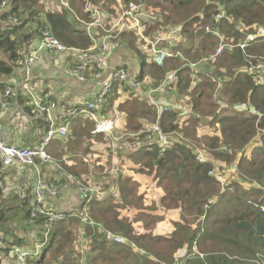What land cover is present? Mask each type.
Masks as SVG:
<instances>
[{
	"label": "trees",
	"instance_id": "obj_1",
	"mask_svg": "<svg viewBox=\"0 0 264 264\" xmlns=\"http://www.w3.org/2000/svg\"><path fill=\"white\" fill-rule=\"evenodd\" d=\"M68 1L71 12L62 8L44 12L43 0H13L9 13L2 18L9 19L20 9L27 10L39 26L48 23L63 44L87 50L92 41L84 22L92 21L93 17L86 8L104 12L103 24L110 29L116 22L119 6L139 0ZM142 1L139 10L142 34L131 28L129 22L125 28V25L121 30L114 27L111 31L118 42L111 52L123 55L122 60L113 63L124 67L129 78L146 82L149 74L158 81L166 70L179 69L180 98H173L170 108L160 111L139 88L123 84L130 90L128 102L120 106L126 112L123 132H138L144 122L145 127L157 124L166 132L179 130L184 140L167 142L162 156L155 148H140L119 157L117 165L123 166L126 162L122 161L128 158L135 174H119L115 183L117 192L110 197L90 199L94 194L91 189L89 198L83 199L71 176L78 178L77 170L84 165L96 171H104V167L99 164L100 158L82 149V143L94 139L104 142L107 153L109 149L94 122L73 117L65 140L55 139V145L59 144L61 149L59 154H52L54 168L61 171L60 180L55 183L59 188L57 195L49 197L44 192L39 205L32 188L24 195L19 190L7 196L0 170V262L14 246L35 251L38 245L41 249L44 245L30 264H133L138 260L133 256L152 264L153 258L171 261L172 251L186 245L189 254L195 248V258L188 264H264V77L252 81L244 71L248 60L264 63V0ZM218 7L225 8L243 26L214 21L212 16ZM23 16L24 13L21 20ZM108 17L111 22H106ZM21 20L0 30V51L8 60L0 59L1 73L11 72V60L18 56L17 46L32 38V33H24L25 23ZM167 25H182L175 49L183 53L184 59L168 58L163 68L141 61L143 73L135 75L126 58L133 55L131 51H138L136 44H144L141 35L157 37ZM94 32L99 39L106 34L100 28ZM217 33L223 35L226 48L215 57L220 42ZM252 33L254 36L244 49L237 46ZM201 59L204 62H198ZM193 62L197 64L192 66ZM4 86L5 83H0V89ZM114 89L99 112L101 119L118 106L119 101L115 106L116 86ZM214 95L231 112L227 108L223 111L220 102L213 101ZM185 96L198 118L189 114L179 122L178 110L189 103L182 99ZM45 116L42 112L39 126L45 123ZM202 117H211L218 124L213 135L198 132L204 124ZM60 123V119L55 120L54 126ZM198 157L203 161L199 162ZM106 164L109 166L110 160ZM230 173L237 174L241 181L234 182L232 190L223 191L218 177ZM244 183L249 185L246 187ZM64 192L65 200L78 196V207L60 208L58 201ZM39 207L58 216L50 227L48 241L49 220L40 216ZM168 211L178 214L171 222L173 230L160 233L156 229ZM132 242L136 247L129 245ZM85 249L89 251L82 257L84 254L80 253Z\"/></svg>",
	"mask_w": 264,
	"mask_h": 264
},
{
	"label": "built area",
	"instance_id": "obj_2",
	"mask_svg": "<svg viewBox=\"0 0 264 264\" xmlns=\"http://www.w3.org/2000/svg\"><path fill=\"white\" fill-rule=\"evenodd\" d=\"M58 2L71 10L67 0H58ZM12 0H1L0 1V28L4 26V21L2 18L3 11L10 9ZM143 4L142 0L138 2H129L127 6L120 7L119 16L116 19V22L112 25L110 29H107L103 24L104 12L96 8H86L87 11L93 17V20L90 22H84L86 30L90 39L92 41L91 46L87 50H81L76 47H69L58 40L57 37L53 34L49 26H43L39 29V32L33 36L30 40L28 47V52L23 54L21 58L16 60V64L20 67H23L26 71V75L30 74V68L36 63L38 56L42 51H47L50 53H56L60 56H69L71 57V64L65 68V73L69 76L76 78L79 81H86L87 79H96L100 80L99 88L88 100L83 109L81 110L84 114H87L89 118L100 123L99 120V111L103 107L108 95L115 91V86L118 94L120 95V89H123V84L129 85L131 89H140V93L146 96L149 99L150 103L156 105L160 111H167L170 108V103L167 101L170 99V93L174 90V83L177 81L176 72H169L167 76L157 85H153L149 81H139L135 78L131 79L128 77V72L126 69L120 65L110 63V50L113 46L117 45L115 36L111 34V31L114 27H119V30L128 22L130 23L131 28H137L140 34H142V29L140 27V8ZM213 19L215 21L228 20L229 22L234 21V17L230 15L226 9L220 7L217 12L214 14ZM12 24L19 23V17L16 13H13L9 18ZM100 28L105 35L101 39L96 37L94 32L95 29ZM141 37L149 43L148 47V58L150 61L161 65L163 60L166 57H171L176 55L173 51L165 48H161L157 45L160 40L159 37L156 39L151 38V40L146 37ZM248 38L245 41H240L237 46L241 49H244L247 44ZM224 39L221 36L220 42L215 48L214 55H221L223 50L226 48V43L223 42ZM179 54V53H177ZM197 63H191L192 66H195ZM262 62L259 61L256 64H250L249 71L253 74V79L256 80L257 76L254 74L257 69L259 72L262 69ZM138 72V70H137ZM24 92H28L30 102L34 105L35 109L48 111L53 108L54 104L52 103H41L42 100L36 99V96L33 91H30L29 83L25 82L23 85ZM138 89V90H139ZM12 89L10 87L6 88L3 95H0V162L3 168H8L14 165H20L23 167H33L36 171L39 172V167L37 161L41 160L42 162H51V158L48 155L46 149L48 144L54 138H63L67 135L69 130V122L64 121L62 124L54 126V120L52 116L47 114L45 121L49 123L48 129H46L43 136H41L38 143L33 146H18L14 144H7L2 139V129L1 117L6 111L7 97L11 93ZM130 91V90H129ZM27 94V93H26ZM120 97V96H119ZM44 99L48 100L47 93L43 96ZM119 99L116 100L115 106ZM182 112H187V109L183 107ZM68 115L74 114V111H67ZM103 129V128H102ZM104 131H110V126L104 127ZM141 137H140V136ZM110 138L113 141H121L119 147H134L138 148H156L158 150V155L162 156L167 149V142H177L182 139V135L177 132H166L160 125L154 124L149 127H143L141 131L130 132L129 134H121L119 136L110 135ZM127 138L132 140L131 143L127 144ZM199 162L203 161L202 157H198ZM36 185L33 190L36 200V205H39V202L43 198L44 192H46L49 197L55 196L59 192V188L51 184L48 180H45L41 176H38L36 179ZM72 183L79 188L82 192V196H87L88 191L80 186V183L77 182L74 178H71ZM40 215H45L49 221H54L58 219L57 215H52L50 212L43 210L41 207ZM48 228V227H47ZM48 228V232H49ZM122 238H120L121 240ZM41 252V246L38 245L35 251L26 250L19 246H14L9 251V256L6 257L1 264H28L27 259L32 256L39 254ZM37 254V255H38ZM36 255V256H37Z\"/></svg>",
	"mask_w": 264,
	"mask_h": 264
},
{
	"label": "crops",
	"instance_id": "obj_3",
	"mask_svg": "<svg viewBox=\"0 0 264 264\" xmlns=\"http://www.w3.org/2000/svg\"><path fill=\"white\" fill-rule=\"evenodd\" d=\"M58 1V0H57ZM43 7L44 5L46 8L50 7L57 11L61 10V5L58 2L55 3L52 0H43ZM111 17L106 19V22H111ZM115 23V22H114ZM113 23V24H114ZM51 27V26H50ZM174 41L172 40H163L159 43L160 47L163 48H173ZM28 45V44H27ZM26 45V46H27ZM23 48V50L26 48ZM112 50V49H111ZM110 50V51H111ZM144 51H147V47H144ZM133 53L129 62L131 67L138 68L139 67V51H131ZM123 56V55H122ZM122 56H119L115 52H111L110 54V63H113L122 60ZM127 57V58H128ZM71 57L69 56H60L56 53H50L47 51H42L36 61V63L30 68V85H32L33 91L36 93L35 96H42L47 93L48 100L44 99L43 104L46 103H54L55 108L51 111V116L53 120H62L63 118V111L61 106H77L87 99L91 98L92 95L97 91L99 88L100 80L96 79H87L86 81L82 82L77 80L76 78L69 76L65 73V68L71 64ZM126 58V59H127ZM146 58V56H145ZM0 59L6 60V55L4 52L0 51ZM7 61V60H6ZM25 70L23 68L13 67L12 71L9 75L2 76L4 74H0V83H5V87L11 85L13 87V95L10 99H8V106L6 108L5 113L1 117V124L3 126L2 129V138L7 144H14L18 146H31L38 142L40 137L43 135L45 129V123L42 126H39V121L41 120V116L39 112L34 111L29 100L28 92L25 94L27 97L25 99L24 89H21L22 81L24 79ZM150 83L153 82V75L149 80ZM37 94V95H36ZM40 97V96H39ZM130 97V91L127 88L120 89V97L118 106L113 109L112 114L107 115L106 118L110 120H114L117 126V132L119 134H125L130 132H123L124 129V121L126 112L120 110V106L123 103H127ZM170 98L173 97L170 95ZM40 99V98H39ZM38 99V100H39ZM81 121H88L84 117H78ZM130 141V138H127ZM64 141V140H60ZM82 149L85 150L88 154H98L102 158L108 156L107 151L104 147V142L96 141L94 139H86L82 143ZM61 149L59 144L55 145V140L52 144L48 147V153L53 159L52 154L57 153L59 154ZM110 152V151H109ZM111 158L112 160L116 161L119 157H126L127 152H122V154H118L115 151H111ZM128 158L122 161V164L128 162ZM44 169L51 171L53 176H56V180L53 181V185L60 180L61 171L57 168H54V162L51 161L50 164L42 163ZM108 169V164L100 165ZM124 170L123 174H127L132 168L128 165H123ZM15 167L22 168L23 171L19 177L14 176ZM84 168V169H81ZM1 173H3V179L7 187L11 188L13 186H21L22 188H33L36 176L30 170L29 167H22L20 165H14L8 167L7 169L1 168ZM47 172L46 170H44ZM79 177L82 178L88 185H96L101 174L92 171L88 165H84L77 170ZM138 177V176H137ZM105 184L103 188L109 189L112 181V177L110 175H106L105 177ZM16 181V182H15ZM15 182V183H14ZM6 187V188H7ZM16 191H19L18 189ZM5 193L7 190L5 189ZM64 192L61 198L58 201L60 208L67 207L68 209H73L78 207L79 205V198L77 195L68 198L67 200L64 199ZM169 213V212H168ZM168 215V214H167ZM165 217L164 221H162L156 231L160 233H166L169 231H160V228L163 227L170 230L171 222L175 220L171 217Z\"/></svg>",
	"mask_w": 264,
	"mask_h": 264
},
{
	"label": "clouds",
	"instance_id": "obj_4",
	"mask_svg": "<svg viewBox=\"0 0 264 264\" xmlns=\"http://www.w3.org/2000/svg\"><path fill=\"white\" fill-rule=\"evenodd\" d=\"M1 1V0H0ZM13 1V0H12ZM21 1V0H20ZM57 1V0H56ZM58 2V1H57ZM67 2H68V4H69V6L71 7V5H70V3H69V1L67 0ZM61 5V4H60ZM11 6H12V3H11ZM44 7H45V11L44 12H46L47 11V9H49L50 7H48V8H46V6L44 5ZM61 8L62 9H67L66 7H64V6H62L61 5ZM220 7H218L217 8V10L219 9ZM10 9H11V7H10ZM10 9H7V10H5V11H3V13H2V16L5 14V13H9V10ZM71 9H72V7H71ZM225 9V8H224ZM67 10H69V9H67ZM217 10H216V12H217ZM70 12H71V10H69ZM215 12V13H216ZM228 12V11H227ZM24 13V16H23V18H22V20H21V14H23ZM214 13V14H215ZM229 13V12H228ZM17 15H18V17H19V23H20V20H21V23L23 22V23H25V27L23 28V31H24V33H26V32H29V33H32L33 35H32V38H33V36H35L38 32H39V29L40 28H42L43 26H49L50 27V25L48 24V23H45V24H41V26H39V24L36 22V20H34V19H32L29 15H28V11L27 10H25V11H23L22 9H20V11L18 12V13H16ZM214 14H213V16H214ZM230 14V13H229ZM230 15H232V14H230ZM213 16H212V18H213ZM233 16V15H232ZM11 17V15L9 16V18ZM201 17H202V15H201ZM234 17V16H233ZM27 18H29V20H26ZM42 18H43V16H42ZM161 19H162V17H161ZM163 20V19H162ZM214 20V19H213ZM3 21H4V26L3 27H1L0 28V30H4V29H6V27H8L9 25H17V24H19V23H17V24H12L11 22H10V20L9 19H4L3 18ZM215 21V20H214ZM221 21H227L228 23H236L237 25H239V26H243V24L241 23V21H237L236 20V18H234V21L233 22H229L228 20H226V19H224V20H221ZM50 29H51V27H50ZM181 29H182V25H176V26H170V25H167L162 31H161V34L159 35V36H157V37H159L160 38V40L158 41V43H157V45L160 47V45H159V43L161 42V41H163V40H172V41H174V47L173 48H165V49H169V50H171V51H173L176 55H174V56H171V57H166L164 60H163V63L161 64V65H158L157 63H155V65L156 66H158V67H161V68H163L164 67V61L166 60V59H168V58H180V59H184V55H183V53L181 52V51H179V50H176L175 49V47H176V45L178 44V42H179V40H180V38H179V33H180V31H181ZM52 31V30H51ZM218 34V33H217ZM255 34H259L258 32H256ZM219 35V37H223V35H221V34H218ZM253 36H254V34L252 33V34H250L247 38H245V39H243L242 41H245V40H247L248 38H253ZM56 37V36H55ZM157 37H154L153 39H156ZM32 38H30L29 40H26L24 43H22L21 45H19V46H17V49H16V51H17V54H18V56H17V59L18 58H21L22 56H23V54H26L27 52H28V47H29V44H30V40L32 39ZM147 39H149V40H151V37H149V36H147L146 37ZM223 39H224V37H223ZM59 40V39H58ZM250 40V39H249ZM248 40V41H249ZM60 41V40H59ZM61 42V41H60ZM28 44V45H27ZM27 45V46H26ZM248 45V44H247ZM26 46V48L23 50V48ZM150 45H149V43H147L145 40H144V44H139V46H138V51H139V53H140V55H139V57H140V61H139V67L136 69V68H134V67H132V70H134V72H135V75H141L142 73H143V71H142V69H141V61H148V62H152V61H150L149 60V58H148V52H149V50H148V47H149ZM144 47H147V51H144ZM161 48H163V47H161ZM215 52V51H214ZM177 53H179V54H177ZM145 56H146V58H145ZM215 56V55H214ZM39 57V56H38ZM216 57V56H215ZM16 59V60H17ZM16 60H11V62H12V69H13V67L15 66V67H17V68H23V67H20V66H18L17 64H16ZM8 61V60H7ZM198 62H204V59H201L200 61H198ZM259 61H253V60H248L247 61V63L245 64V68H244V71L246 72V74H248L250 77H251V79H252V81H257V80H259L261 77L263 78L264 77V63L262 64V69H261V71L259 72V69H257L256 70V72L254 73L256 76H257V79L256 80H254L253 79V74H251L252 72H250L249 71V67H250V64H256V63H258ZM154 63V62H153ZM194 63V62H193ZM24 69V68H23ZM25 70V69H24ZM137 70H138V72H137ZM12 71V70H11ZM178 71H179V69H170V70H166L165 71V75H164V77L162 78V79H159L158 81L154 78V76H153V82H152V84L153 85H157V84H159L166 76H167V74L169 73V72H176V74H177V76H178V78H177V81L174 83V90L172 91V93H170V95L173 97V98H180V97H178L177 96V92L179 91V83H180V76H179V74H178ZM10 73V72H9ZM9 73H1L0 72V74H4V75H2V76H5V75H9ZM31 73V72H30ZM24 79H23V81H22V85L25 83V82H27V83H29V86L31 87L30 88V91H33V89H32V85H30V74L27 76L26 75V71H25V73H24ZM193 75L194 76H197L196 75V73H193ZM149 76H150V78H151V75L149 74ZM134 78V77H133ZM150 80V79H149ZM148 80V81H149ZM139 81H141V80H139ZM21 85V89L23 88V86ZM8 87H10L11 89H12V91H11V93L8 95V97H7V104H6V108H7V106H8V99H10L11 97H12V95H13V87L11 86V85H9V86H7V87H2L1 89H0V95H3V93H4V91H5V89L6 88H8ZM192 88V87H191ZM24 89V88H23ZM25 91V90H24ZM34 93H36L35 91H33ZM24 94H26V92L24 93ZM112 93H110L109 95H108V97L107 98H109L110 97V95H111ZM37 95V94H36ZM45 95V94H44ZM43 95V96H44ZM94 95V94H93ZM92 95V96H93ZM40 96V99L39 100H42V96L41 95H39ZM119 94H118V97H117V99H119ZM91 98H89V99H87L86 101H84L83 102V106L80 108V106L79 105H77V106H61V109H62V111H63V118H62V120H61V123L60 124H62L64 121H67L68 120V122L74 117V118H76V117H84L86 120H89V121H92V122H94V124L96 125V128L100 131V132H102L103 133V135H104V137H105V139H106V141H107V144H106V146L108 147V149H109V151L110 152H108L107 154H108V156H106L105 158H102L100 155H98V154H93L94 156H95V158H100L101 159V162L99 163L100 165H106V162H107V160H110V165L108 166V169H106L105 167H104V171H101V172H99L98 174H101L100 175V177H103L102 179H99V181H98V183L96 184V185H88L82 178H80V177H75V176H71V178H74L77 182H79L80 183V186H83L87 191H88V195L87 196H83V199H88L89 198V191L91 190V189H93L94 190V194L92 195V197H90V199H93V198H106V197H110V196H112V195H114L116 192H117V188L115 187V183L117 182V177H118V175L119 174H123V170H124V166H118L117 165V163H118V160H116V161H114V160H112V158H111V151H115V152H118V151H122V152H132V151H135V150H137V149H135L134 147H128V146H126V147H119V144L122 142V140L121 141H113L111 138H110V135H114V136H119V135H121V134H119L118 132H117V126H116V124H115V121L114 120H110V119H108V118H105V119H101V118H99V120H100V123H98L97 121H95V120H93V119H91V118H89V116L87 115V114H84L81 110L83 109V107H84V104L88 101V100H90ZM182 99H185L186 101H188L189 102V100H188V98L185 96V97H182ZM29 100H30V98H29ZM107 100V99H106ZM31 101V100H30ZM169 103L172 101V98H170V99H168L167 100ZM213 101L215 102V103H219L220 102V107L223 109V111L227 108H229L228 106H226L225 104H224V101L222 100V99H220L217 95H214L213 96ZM41 103H43V100L41 101ZM48 104V103H47ZM52 104H54V103H52ZM186 104V103H185ZM190 104H191V102H189V103H187L185 106H184V108H186L187 109V112H182V110H183V108L182 109H180V110H178V112H179V114H180V117L178 118V121L180 122V120H181V118H183V117H186V116H188L189 114H194L195 115V113H194V111L192 110V108H191V106H190ZM31 105H32V108H33V110L34 111H37L36 109H35V107H34V105L32 104V102H31ZM55 108V104H54V106H53V108H51L49 111H48V113H49V115L51 116V111L53 110ZM236 110H239L238 108H236V107H234ZM74 111V114H71V115H68L67 114V111ZM239 111H241V110H239ZM37 112H39V115L40 116H42V110H38ZM44 112V114L46 115V114H48L47 113V111H43ZM100 112V111H99ZM249 115L251 114L250 112H247ZM48 116V115H47ZM195 117H197V115H195ZM45 118H46V116H45ZM198 118V117H197ZM202 119H203V121H204V124H206V123H208V121L210 120V119H212L211 117H202ZM44 122L46 123V121L44 120ZM108 126H110V128H111V130L110 131H104L103 129H104V127H108ZM143 127H144V122L142 123V125H141V129H143ZM44 128H47V125H45V127ZM103 128V129H102ZM141 129L138 131V133L141 131ZM45 131H46V129H45ZM45 131H44V133H45ZM173 131H177V132H179L181 135H182V133L179 131V130H173ZM173 131H170V132H173ZM44 133H43V135H44ZM68 133H69V130H68ZM67 133V134H68ZM134 133V132H133ZM125 134H129V133H125ZM200 134H203V133H200ZM1 135H2V132H1ZM42 135V136H43ZM67 136V135H66ZM65 136V137H66ZM65 137H63V138H54L49 144H48V146H47V149H46V151H47V153H48V147H49V145L55 140V139H59V140H65ZM41 138V137H40ZM3 139V138H2ZM40 140V139H39ZM39 140H38V142H39ZM182 140H184V137H183V135H182V139L180 140V141H182ZM180 141H177V142H180ZM37 142V143H38ZM132 142V140H130V141H127V144L128 143H131ZM36 144V143H35ZM31 146H33V145H31ZM31 146H29V147H31ZM155 148V147H154ZM146 149H151V148H146ZM156 149V148H155ZM157 150V149H156ZM48 155H49V153H48ZM50 156V155H49ZM50 158H51V156H50ZM41 163H45V162H42L41 160H39ZM51 161H53V159L51 158ZM54 162V161H53ZM46 163H48V162H46ZM23 167V166H22ZM3 168V167H2ZM29 168H33V167H29ZM92 171H94V172H98V171H96V170H92ZM130 172V175H134L135 173L132 171V170H130L129 171ZM128 172V173H129ZM36 173H37V176H36V179H37V177L38 176H41L42 177V175H41V172H40V170H39V172L38 171H36ZM106 175H110L113 179H112V183H111V185H110V187H109V189H106V188H103V186H104V184H105V176ZM236 175L237 174H232V173H230V174H228L227 176H225V177H222V176H219L218 177V181H219V184H220V186H221V189L223 190V191H225V190H232L233 189V183L234 182H236V181H241L240 179H239V177L237 176L236 177ZM43 178V177H42ZM37 181V180H36ZM36 181H35V184H34V186H33V188H32V190H34V188H35V185H36ZM249 185V183H244V186H248ZM56 186V185H55ZM21 190V194L22 195H24L25 193H26V188H22V189H20ZM264 210V207H262V211ZM169 212V211H168ZM40 216H42V215H40ZM47 219V218H46ZM48 220V219H47ZM46 224H47V227L48 228H50L51 227V225H53V221H48V222H46ZM49 237H48V239H47V241L49 240V238H51L50 237V229H49ZM129 245H131V247L133 248V247H136L135 246V244L132 242V243H129ZM44 245H43V247H42V249H41V252L43 251V249H44ZM87 251H89V250H83V251H81V255H83L82 257H84L85 256V253L87 252ZM194 251H195V248L193 249V251H192V253H190L189 254V251H188V247L186 246V245H182V246H179V247H176L175 249H174V251H172V260L170 261V259L168 260V261H163V260H160V261H157V260H154V258H153V261H152V264H188L189 263V261L192 259V258H195V256H194ZM41 252H39V253H41ZM202 252L199 254V256L201 257L202 256ZM35 257H37V256H35ZM134 258H136V259H138V260H136V261H134L133 262V264H145V260H143L140 256H133ZM32 259H27V261H28V264H30V261H31ZM3 262V260H1V262H0V264ZM155 262H157V263H155Z\"/></svg>",
	"mask_w": 264,
	"mask_h": 264
},
{
	"label": "rangeland",
	"instance_id": "obj_5",
	"mask_svg": "<svg viewBox=\"0 0 264 264\" xmlns=\"http://www.w3.org/2000/svg\"><path fill=\"white\" fill-rule=\"evenodd\" d=\"M52 1L58 4V2H57L56 0H52ZM119 12H120L119 10L116 11V18H118V16H119ZM136 46H139V44H136ZM130 57L133 58V57H132V54H130ZM138 59H139V61H140V57H139ZM127 60H130V58L128 57ZM24 95H25V94H24ZM26 97H27V96L25 95V99H26ZM39 98H40L39 96L36 97V99H39ZM227 112L229 113V112H231V111H230L229 109H227ZM217 127H218V124H217L216 122H213L212 119H210V120L208 121V123L203 124V125L200 127V129H198V132H199V133H209L210 135H213V134L217 131ZM138 149H140V148H138ZM47 164H48V163H47ZM49 164H50V163H49ZM37 165H38V167H39V170H40V172H41L42 177H43L45 180H48V181L56 180V176H53V175L51 174V173H52L51 171H49V170H47V169H44L42 163H41L39 160L37 161ZM124 165H128L130 168H132L130 162H126ZM4 169H7V168H4ZM30 170L34 173V176L37 175L36 170H35L34 168H30ZM44 170H46L47 172H45ZM22 171H23L22 168L15 167L14 176L19 177V176L21 175V172H22ZM127 175L130 176V172L127 173ZM15 182H16V181H15ZM15 182H14V183H15ZM20 188H21V186H18V185H17V187H16V186H13V187H11V188L7 187V188H6L7 193H8L7 196L11 195L13 192H16L17 189L20 190ZM174 216H175V218L178 216L177 211H169L167 217L174 218ZM175 218H174V219H175ZM172 230H173V225H172V224H171L170 230L165 229V228H164V225H163V227L160 228V231H169V232H171ZM49 240H50V238H49ZM34 256H35V255L30 256L28 259H33Z\"/></svg>",
	"mask_w": 264,
	"mask_h": 264
}]
</instances>
